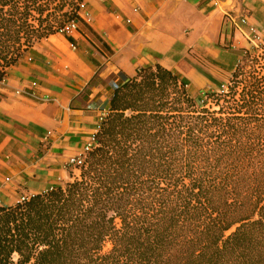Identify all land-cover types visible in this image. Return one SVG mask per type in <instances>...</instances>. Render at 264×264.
Wrapping results in <instances>:
<instances>
[{
	"label": "trees",
	"instance_id": "16d2710c",
	"mask_svg": "<svg viewBox=\"0 0 264 264\" xmlns=\"http://www.w3.org/2000/svg\"><path fill=\"white\" fill-rule=\"evenodd\" d=\"M83 3L0 0V82ZM224 77L198 97L160 66L122 79L80 175L0 207V264H264V45Z\"/></svg>",
	"mask_w": 264,
	"mask_h": 264
},
{
	"label": "crops",
	"instance_id": "0c3cea01",
	"mask_svg": "<svg viewBox=\"0 0 264 264\" xmlns=\"http://www.w3.org/2000/svg\"><path fill=\"white\" fill-rule=\"evenodd\" d=\"M82 22L29 48L0 82V207L72 181L112 82L160 66L190 94L219 88L264 40V0H84ZM29 90L45 101L15 94Z\"/></svg>",
	"mask_w": 264,
	"mask_h": 264
},
{
	"label": "built area",
	"instance_id": "2783aa9c",
	"mask_svg": "<svg viewBox=\"0 0 264 264\" xmlns=\"http://www.w3.org/2000/svg\"><path fill=\"white\" fill-rule=\"evenodd\" d=\"M84 9V3L81 5V12L83 11ZM80 14V13H79ZM77 27L76 24L74 23H71V24H68L66 26V28L64 29L63 33L69 35L71 31L75 30ZM261 45H264V40H259L258 39V42L255 46V48H258V46H261ZM139 72V71H138ZM120 87V83L119 82H112L111 84V90H112V94L118 90ZM16 95L18 96H23V97H27V98H30V99H33V100H36V101H45L46 99H43L41 97H38L37 95H35L34 93L30 92L29 90H25V89H22V90H17L15 92ZM87 110H92V111H98L99 112V116H98V120H99V125L101 122H103L105 120V118L108 116L109 114V106L108 107H102V105L98 104V103H91L87 106ZM95 143V140H94V136L93 138L91 139V142L89 145H87L84 149V153H82L81 155L77 156V157H73V158H70L67 162V168H80L82 165H83V162H84V155L90 151L93 147ZM30 197H25V196H22L18 203H23L25 201H27ZM17 203V204H18Z\"/></svg>",
	"mask_w": 264,
	"mask_h": 264
},
{
	"label": "rangeland",
	"instance_id": "374dc122",
	"mask_svg": "<svg viewBox=\"0 0 264 264\" xmlns=\"http://www.w3.org/2000/svg\"><path fill=\"white\" fill-rule=\"evenodd\" d=\"M38 43V42H37ZM37 43H35L34 45H36ZM257 50V49H256ZM259 50H257V52H258ZM254 52V51H253ZM227 79L225 78L224 80H223V82H221V84H223L224 85V88H225V86L227 85ZM218 89L219 88H217V89H215L214 91H218ZM189 93V92H188ZM189 95L190 96H193V97H198V96H200V94H190L189 93ZM70 174H71V180H73L74 178H76V177H78L79 175H80V170L78 169V168H76V169H74V168H72L71 169V171H70ZM231 231H233V230H231ZM230 233V232H229ZM110 248V245L107 243L106 245H105V247H104V251H107L108 249Z\"/></svg>",
	"mask_w": 264,
	"mask_h": 264
}]
</instances>
